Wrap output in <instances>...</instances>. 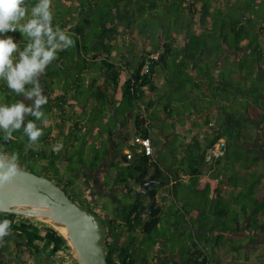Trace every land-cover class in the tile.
<instances>
[{
    "label": "trees",
    "instance_id": "1",
    "mask_svg": "<svg viewBox=\"0 0 264 264\" xmlns=\"http://www.w3.org/2000/svg\"><path fill=\"white\" fill-rule=\"evenodd\" d=\"M260 2L52 0L53 26L59 25L67 31L75 43L59 51L57 59L39 78L53 81L47 82L49 87L44 86L49 91L43 93L48 103L42 110L45 115L61 118L59 127L65 128L67 121H73L74 132L67 134L61 130V135L66 136L65 143L73 142L69 156H75L77 150L74 148L79 144L77 155L82 169L98 172L101 176L109 171V177H101V182L108 186L114 180L134 197L157 161L165 165L167 171L156 177L167 181L163 190L168 193L164 199L171 202L169 207L182 197V213L171 212L176 225L190 226L192 237L199 233L205 243L194 244L195 249L185 254L189 257H174L176 264L185 261L207 264L210 256L207 248L214 241L217 247L222 245L223 248L227 236L245 235L243 231L248 232L249 227H253L255 235L259 233V237H264V170L252 169L241 175L237 169V166L246 169L259 161L264 166V157L252 147L258 140L264 141V0L259 5ZM36 3L37 0H25V7L30 12ZM148 32L151 38L144 39L143 35ZM6 35L13 36L21 50L27 43V37L19 32ZM139 38L144 42L140 49ZM146 63L148 71L143 72ZM157 77L163 79L162 84H156ZM69 79L73 84L67 83ZM57 81L61 83L59 100L52 102L53 84ZM0 91L3 104L17 101L19 95L6 86L2 85ZM68 107L69 116L65 115ZM158 110L161 115L157 114ZM108 115L117 120L120 116L118 132H109L108 138L105 134L106 137L95 142L93 152L85 154L87 139L83 134L90 130H84L79 118L97 128L102 121L107 123ZM66 116L68 118L63 120ZM34 119L29 116V120ZM213 120L216 123L210 126ZM36 123L43 130L38 141L55 144L56 139L45 133L43 122ZM20 132H13V142L7 140L10 146L3 148V153H17L19 158L23 157L25 150ZM154 133L153 154L148 156L140 150L138 139L151 138ZM108 140L112 145L110 149H107ZM223 140L225 149L215 156L213 151ZM178 142L181 148L169 145ZM121 144L123 150L119 147ZM166 148L171 152L170 157L163 156ZM125 149L131 150L132 159L127 158ZM160 149H164L163 154ZM63 150L68 152L65 144L56 153L53 150L48 153L46 148L40 149L37 145L29 152L31 157L48 161L47 168L53 171V177L61 178L62 183L67 181L64 189L75 191L79 182L72 176L65 180L56 167L63 158ZM222 159L225 162L220 179L203 172L214 168ZM69 161L63 168L65 172H79L78 164L72 163L70 158ZM131 178L135 182H130ZM242 190H246L250 198L243 197ZM71 199L88 208L82 200ZM238 204L247 216L242 229L237 227L242 220ZM136 207V203L124 204V210L116 213L123 219L122 227L131 232L119 249L108 245L109 264L148 263L146 251L140 247L135 249V245L142 242L135 233L143 232L155 240L152 233L158 229L162 217L144 223L149 218L147 205L134 213ZM220 219L222 223H218ZM226 219L232 224H227ZM4 220L10 222L7 231L11 229L23 240L19 257L31 258L43 251L55 257L64 248L68 249L65 237L50 226L38 225L29 217L0 213V222ZM111 228L115 225L111 224ZM214 231L217 234L213 237ZM255 235L250 236L252 241H256ZM4 252L8 259L4 264H11L16 256L11 250ZM190 254L194 255L193 259Z\"/></svg>",
    "mask_w": 264,
    "mask_h": 264
},
{
    "label": "rangeland",
    "instance_id": "2",
    "mask_svg": "<svg viewBox=\"0 0 264 264\" xmlns=\"http://www.w3.org/2000/svg\"><path fill=\"white\" fill-rule=\"evenodd\" d=\"M250 1L251 0H249V2ZM261 2H262V0H261ZM261 2L259 3V5L261 4ZM249 8H251V6H249ZM150 36H151V34L148 32L145 35H143V38L144 39H146V38L150 39L151 38ZM180 37H182V36H180ZM149 39H148V42H149ZM139 41L140 42L137 43L138 45L140 44L138 49H140L144 45V42L141 41L140 38H139ZM146 42H147V40H146ZM52 67L50 70H53ZM58 81L53 84L54 90H53L52 97L56 96V95L58 96L59 90L61 89V83ZM1 82H4V81L0 80V83ZM73 82H74L73 80L69 79L67 83L73 84ZM159 83H161V84L163 83V79L161 77L156 78V84L159 85ZM1 96L2 95H1V91H0V97ZM71 98H74V96H72ZM78 109H81V108L78 107ZM79 112H80V110H79ZM213 112H215V109H213ZM157 114L161 115V112H159V110H158ZM51 116H49L48 113H46L45 119H46L47 123L43 122L45 133L49 134V135H51L52 131L56 130L57 128H59V126L62 125L61 119L52 118ZM213 116L215 117V115H213ZM76 118L78 119V116ZM117 118L119 120L120 116L118 115ZM107 120H108L107 123H106V121H102L100 123L99 127L92 128L91 124L89 122L86 124V119H84L82 117L79 118V122L81 123V125H83L82 127H84V130H85V128L87 130H90V133H89V131H87V133L83 134L84 136H86L85 138L87 139V144L85 145V149H86L85 154L90 153L95 148V142H99L100 140H102V137L107 136V138H108L109 132L110 133L111 132H118V128L120 125H119L116 117L108 115ZM199 122H201V121H199ZM215 123L216 122L214 121L212 124H210V126L215 124ZM50 126H51V128H50ZM65 128H66V126H65ZM198 128H201V127H198ZM105 134H106V136H105ZM53 135L55 137H57L56 134H53ZM153 139H155V133L152 134L151 140H153ZM44 143L45 142H43V141H38V145L40 146V149L46 148L48 146V144L46 146H44L43 145ZM58 144H61V140L56 138L55 145H58ZM169 145H172V147H175V145H176V147H179V148L182 147L179 142L169 144ZM111 146L112 145L108 140L107 149H110ZM119 147L121 150H123L124 145L121 144ZM252 147L253 148L255 147L254 148L255 152L258 155H260V157H262V158L264 157V141L263 140L262 141L258 140L256 144H253ZM74 149H75V151L77 150V152H78L80 150V145L76 144ZM125 151L126 150H124L123 152H125ZM163 151H164V149H163ZM163 151L160 149V152H162V154H163ZM77 152H75V156L73 155L74 158L72 159L73 160L72 163H74L75 165H77L76 163L78 162ZM5 154H7V153H5ZM92 155H93V153H92ZM170 155H171V152H168V149L166 148L163 156L170 157ZM114 160L118 161L119 158H114ZM120 160H121V157H120ZM224 162H225L224 159H222L220 163L215 165L214 169H211V170L209 169L208 171H207V169H204L203 172L207 171V173L209 174L210 177L215 178V179H220L222 177L220 168L222 167V165H224ZM59 166L61 167V169L64 168L63 164H60ZM256 166H258V165H256ZM262 167H263V165L260 168L264 170V168H262ZM31 169H32L31 172L38 174V175L41 172V170H44L39 165H34V166H32ZM89 173H90V176H89L90 180L86 181L84 183H83V181L80 182L75 193H77V196L82 200H87V197L92 198V205L91 206L93 208H96V207L100 208L99 207V205H100V206H102V208L105 211L112 212V208L114 207L115 203L113 202V200L111 198H107L106 196H107V194H111L113 192L117 193L116 197L121 202V204H126L127 202L130 201L131 198L128 194L119 193V191H122V188H120L118 185H116V187H113V185H112V187L109 188L106 185L100 184V177H109V174H110L109 171L108 172L105 171L104 173H102V176H100V177H99V175L95 176L94 174H96V173H93V172H89ZM114 175L115 174L113 173L112 176L114 177ZM94 180L96 183H94ZM91 184H92V187L90 188ZM96 187H97V190L99 191V194H97V195L94 193V189ZM87 188H89V189L87 190ZM241 195H243V197L247 196L248 198H250L249 195L247 194L246 190H244L241 193ZM163 201H165V203H164V207H163V212L161 213L162 222H161L160 226L158 227V229L152 233L153 234L152 237H154L156 239L153 240V238L147 237L148 240H146V241L140 240V241H144L142 244V247L144 248V250L146 252L149 250L148 256L146 258L148 263L149 262L154 263V261H156L158 263V260H157L158 257L160 256L161 253H164V252H168V254L170 256H173V257L181 258L180 255L185 256V257H189V256H186L185 254L191 253L195 249L194 244L199 243L200 245H205L204 239L199 233H197V237L196 236H195V238L192 237V235H191L192 232L190 231V229H191L190 226L185 225L184 228H182V225L177 226L175 218L171 215V212H174L175 210H177V211L182 210V197L181 198L179 197L177 203H174L170 207H169V204L167 203V200H165L163 198ZM238 210L240 212H242L241 213L242 214V216H241L242 220L240 221V225L237 227L238 228L240 227L242 229L246 225L245 220H246L247 216L243 215L244 211H243L241 206L238 207ZM234 215L235 214L233 213L231 215V217ZM180 217L182 219V214H180ZM261 218L262 217H260V219ZM260 219H259V221H260ZM220 221H221V219L218 220V223H222ZM32 222H34L38 225L43 224L46 226H50L53 230H56L57 232H59L61 235H63L65 237V235L62 234V230H61L60 226L53 225L49 220H44L42 218H34ZM225 222L227 224L228 223L232 224L231 220H229V219H226ZM222 230H220V232H222ZM251 231H253V232L251 233ZM214 232H213V237L216 236V234H217V231L215 233ZM228 232L230 233V231H228ZM243 232L245 233V235H239V236L237 234L235 235L232 232L233 234L231 236H227L228 237L227 240H224V242H223L224 247L223 248H222V245L217 247L216 242L214 241L212 246L207 248V252L210 255L209 256V262L207 264H217L219 259L221 262L219 264H264V246H258V244H259L258 239H259L260 234L257 233V235H255L254 234L255 231L253 230V227H249L248 232L247 231H243ZM251 235H255L256 241L255 240L252 241V238L250 237ZM230 237H232V238H230ZM67 245H68V249L64 248L55 257H51L48 255V253L43 251L39 255L33 256L31 258H26L24 256L21 258H25L26 264H76L77 263L76 254L74 253V251H73L70 243L68 242V240H67ZM246 253H249L248 254L249 260H246V256H245ZM190 257H191V259H193L192 257H194V255L190 254ZM11 264H14V262H12Z\"/></svg>",
    "mask_w": 264,
    "mask_h": 264
},
{
    "label": "clouds",
    "instance_id": "3",
    "mask_svg": "<svg viewBox=\"0 0 264 264\" xmlns=\"http://www.w3.org/2000/svg\"><path fill=\"white\" fill-rule=\"evenodd\" d=\"M9 32L27 37L22 50L13 36L6 35ZM74 43L72 35L59 25L53 26L52 0H37L30 12L25 0H0V80L5 81L12 92L30 101L28 104L23 100L0 104V131L5 140H11L13 132L23 129L29 140L27 148H32L43 135L36 121L47 123L42 109L48 98L43 94L39 78L57 59V53L73 47ZM28 116L35 119L26 121ZM62 147V144L55 145L53 151H60ZM18 160L17 153L0 152V184L10 181L19 171ZM9 226L7 220L0 222V241L8 234Z\"/></svg>",
    "mask_w": 264,
    "mask_h": 264
},
{
    "label": "water",
    "instance_id": "4",
    "mask_svg": "<svg viewBox=\"0 0 264 264\" xmlns=\"http://www.w3.org/2000/svg\"><path fill=\"white\" fill-rule=\"evenodd\" d=\"M225 141L219 143L223 152ZM154 177L141 184L139 193L149 196L148 214L159 212L154 190L149 189ZM0 213L50 220L66 229L65 238L76 254L78 264H109L105 225L97 214L72 201L53 180L19 169L10 181L0 184Z\"/></svg>",
    "mask_w": 264,
    "mask_h": 264
},
{
    "label": "flooded vegetation",
    "instance_id": "5",
    "mask_svg": "<svg viewBox=\"0 0 264 264\" xmlns=\"http://www.w3.org/2000/svg\"><path fill=\"white\" fill-rule=\"evenodd\" d=\"M47 82L50 83V82H53V81L52 80L50 81V80H41V79H39V83L41 85V88L43 90V93L49 91L48 89L46 90L44 88V86L49 87L47 85ZM2 85L7 87L6 82L0 83V88L2 87ZM17 100H23L26 104L30 103V101L25 100L22 95H19L18 98H17ZM57 100H59L58 96L57 95L56 96H53L52 102H55ZM0 104H3L2 97H0ZM53 105H55V104L53 103ZM66 109H67V111H66L65 115L66 114L68 115L70 113V108L68 107ZM51 117L52 118H55L54 115H52ZM67 118H68L67 116L66 117H63V120H65ZM25 119H26V121L29 120V116L26 117ZM66 124H67V127L66 128L59 127L56 130L52 131L51 132V135H50L51 138H55V139L58 138L59 140H61L62 145L65 144L66 150L68 151L66 153V151L63 150V158H61L56 163V167L60 169V172H61L62 176L65 178V180H67L69 178V176H72L75 181L79 182V184L82 181L84 183V182L90 180L89 179L90 178L89 177L90 176V173H89V171H86V170L82 169L83 168V165L79 161V159H78L77 164H78V166L80 168V171L79 172H76L74 174L66 173L65 170L64 169H61V167L59 166L60 164H63L64 167H65V165L68 162H70L69 161V158L71 159V161H73L72 159L74 158L72 156H69V154H70L69 151L72 150L73 142H68V144L65 143L64 140L66 139V136L65 135H61V132L62 131L64 132V130H65V133H67V134L69 132H74L75 129H74V126H73V121H67ZM2 134H4V133L2 131H0V144H1L0 145V152L3 153V149L2 148H6V146H10L9 145L10 143L7 140H5L4 137H2ZM53 134H56L57 137H55ZM19 135H20L19 136L20 140L24 144L25 153L23 154V157L21 156V158H19V160H18V168L19 169H22V170H27V171H30L31 172L32 171V169H31L32 166L39 165V166L42 167V169H44V170H41V172L39 173V175L45 176V177L53 180L56 184H58L63 189L66 188L65 183L67 181H64L65 183L64 182L62 183L61 182V178L59 179V178L53 177L54 176L53 171H51L50 169H47V167L49 165V163H48L47 160L38 158L37 156H35V158L34 157H31L30 152H29L30 148H27V145L29 143V140H28L27 136L24 134L23 129H21V132H20ZM13 139L14 138H12L10 141L13 142ZM47 144H48V146L46 147V149L48 150V153H49V152H51V150H53V147L55 146V144L53 142H50V143H44L43 145L46 146ZM37 145H38V141H37L36 144H34L32 146V148L33 147H36ZM54 152L56 153V151H54ZM8 155H10V154L8 153ZM165 171H167V168L165 167V165L161 161H157V163L154 166L153 171H151V173L149 174L148 179H145V180H143L141 182V184H142L145 181H149L151 179V177H154V181H153L152 185L149 186V189L154 190V192H155L154 197L156 199V206L159 207V212L155 216H150L148 214V208H149V205H150V198L146 194L139 193L140 192V189H141V184H140L139 189L134 193V197L126 189L125 190L122 189V191H119V193L128 194L130 196L131 199L126 204H129V203H136V204H138V207H136V209L134 210L135 211L134 213H138L139 212V207H141V206H143L145 204L147 205V216L149 218H147L145 220L146 222L144 221V223H147V222L151 221V219L154 218V217H161V213L163 212V207H164V203H165V201H163V198L164 197L167 198V195H168V193L165 190H163V189L166 188V186L168 184H167V181L165 179H161V178H158L156 176L159 175V177H161ZM158 172H160V173L158 174ZM93 173H96V174H94L95 176H98V175H99V177L101 176V174H99L98 172H93ZM130 182H132V183L135 182L134 178H131L130 179ZM94 183H96L95 180H94ZM100 184L106 185L109 188L112 187V185H113V187H116V182L114 180L111 182L112 185L111 186H108L105 182L104 183L101 182V177H100ZM91 187H92V184L90 185V188ZM76 189H77V187L75 188V191L70 190V189H64V190L66 191V193L71 198H75L76 200H82V199H80L77 196V193H75L76 192ZM88 189L89 188H87V190ZM94 193L96 195L99 194V191L97 190V187L94 189ZM116 194L117 193L113 192L111 194H107V196H106L107 198H111L113 200V202L115 203L114 207L112 208V212L105 211L102 208V206H100V205H99L100 208H98V207L93 208L91 206L92 205V198L87 197V200H82V201H83V204H85L88 208L93 209V211L98 215V217L102 220L103 224L105 225L106 232H107V241H108L109 247L110 248L113 247V248L119 249L121 247V242L122 241H125V239L130 234L131 231H130V229H125V228L122 227L123 219L122 218H119L116 215V213H117L118 210H124V204H121V202L116 197ZM167 203L169 205L171 204L170 201H167ZM128 209H130V208H128ZM179 213H182V210L181 211L179 210ZM111 224L112 225L113 224L115 225V228L114 229L113 228L109 229V226H111ZM159 226H160V224L158 225V227ZM7 232H8V234L3 237V240L2 241H0V261H2L3 264L5 262H7L6 261L7 256H6V254H5L4 251L5 250H8V251L11 250L14 253V255L16 256V259L13 261L14 264H25V258H21L18 255L19 254V249L21 247L20 245L23 243V240L19 239L14 234V232L11 229L8 230ZM117 235H119V236H117ZM135 235H139L140 236V239L142 238L141 240H145V239L148 240L147 239L148 236L146 234H143V232L138 231V232L135 233ZM141 243L140 244L137 243L135 245V247H136L135 249L136 250L139 249V247L142 248V249H144L141 246ZM146 253H147V256H148L149 250ZM169 257H171V256L168 254V252H164V253H161L158 258H161L162 260L166 261Z\"/></svg>",
    "mask_w": 264,
    "mask_h": 264
},
{
    "label": "built area",
    "instance_id": "6",
    "mask_svg": "<svg viewBox=\"0 0 264 264\" xmlns=\"http://www.w3.org/2000/svg\"><path fill=\"white\" fill-rule=\"evenodd\" d=\"M157 55H153V58H156ZM148 71V63H146L143 67V72ZM138 143L140 144V150L144 151L146 155L151 156L153 154V146H152V140L149 137L146 138H140L138 139ZM215 156H219L222 153L218 150V147L213 151ZM125 154L128 159H132L133 153L130 149H126Z\"/></svg>",
    "mask_w": 264,
    "mask_h": 264
},
{
    "label": "crops",
    "instance_id": "7",
    "mask_svg": "<svg viewBox=\"0 0 264 264\" xmlns=\"http://www.w3.org/2000/svg\"><path fill=\"white\" fill-rule=\"evenodd\" d=\"M256 165H258V166H256ZM256 165H253V166H249V167H247L246 169H241V168H239L238 166H237V169L238 170H240V172H241V175L243 174H245L246 173V171H249V170H252V169H258V170H263V169H261L260 167L262 166V161H259L258 162V164H256ZM222 167H223V165H222ZM222 167L220 168V170H222ZM215 168V167H214ZM214 168H212V169H214ZM262 168H264V166L262 167ZM211 170V169H210ZM207 171H208V169H207ZM207 171L206 172H204L206 175H208L209 176V174L207 173ZM222 172V171H221ZM258 241H259V244H258V246H264V238L262 239L261 237H259V239H258ZM249 253H246V260H249V255H248ZM182 259V258H181ZM162 261H164V260H162L161 258H158V262H162ZM166 261H168L169 262V264H176V262H177V260H175V258L173 257V256H171V257H169ZM183 264H188V262L187 261H185Z\"/></svg>",
    "mask_w": 264,
    "mask_h": 264
},
{
    "label": "bare ground",
    "instance_id": "8",
    "mask_svg": "<svg viewBox=\"0 0 264 264\" xmlns=\"http://www.w3.org/2000/svg\"><path fill=\"white\" fill-rule=\"evenodd\" d=\"M50 221V220H49ZM62 230V234H64L66 236V229L64 227H60Z\"/></svg>",
    "mask_w": 264,
    "mask_h": 264
}]
</instances>
